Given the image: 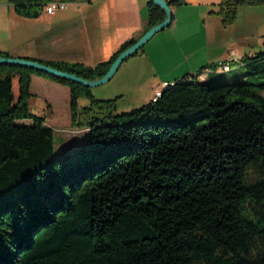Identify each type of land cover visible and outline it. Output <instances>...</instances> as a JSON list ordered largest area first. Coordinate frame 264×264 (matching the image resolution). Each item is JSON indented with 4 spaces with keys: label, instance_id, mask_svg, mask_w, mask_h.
I'll return each instance as SVG.
<instances>
[{
    "label": "trees",
    "instance_id": "trees-1",
    "mask_svg": "<svg viewBox=\"0 0 264 264\" xmlns=\"http://www.w3.org/2000/svg\"><path fill=\"white\" fill-rule=\"evenodd\" d=\"M75 1L9 4L35 19ZM259 5L226 0L211 13L228 27ZM146 9L148 30L164 13ZM137 40L93 67L37 62L95 80ZM241 61L242 82H215L211 64L119 114L80 84L0 65V264H264V50ZM32 75L69 89L70 126L87 133L77 147L55 155L53 128L29 108ZM80 98L90 104L78 110Z\"/></svg>",
    "mask_w": 264,
    "mask_h": 264
},
{
    "label": "crops",
    "instance_id": "crops-1",
    "mask_svg": "<svg viewBox=\"0 0 264 264\" xmlns=\"http://www.w3.org/2000/svg\"><path fill=\"white\" fill-rule=\"evenodd\" d=\"M147 2L148 0H76L52 15H47L42 10L35 19L20 17L13 11L15 16H12L8 26L9 44L4 49L0 48V51L7 53L11 58L93 67L107 61L124 42L139 39L146 32L147 22L146 17L144 19L142 16V11L146 9ZM183 2L180 6L170 7L172 20L163 32L165 34H160L164 35L160 36V40L164 37L176 38L179 25L176 17L179 7L193 9L194 14L204 22L207 18L219 19L211 13L217 8L208 12L201 8L205 7L207 0H183ZM218 22L219 26L215 27V34H219L221 39L220 55L208 61L194 60L196 55L201 53V49L207 48L208 33L205 25L202 31L203 42L199 47L186 46L185 43L188 44L189 40L181 44L177 41L175 42L177 44L172 43L170 46L160 42L147 44L133 55L127 64L125 71L127 77L130 75L133 78V85L130 88L140 93L148 92L149 97L146 101L148 103L156 91L160 92L165 86L173 84L172 82L197 75L201 68L217 62V58L223 57L224 54V59L233 57L237 41H227L224 35L228 28L232 29L237 24L222 27L220 20ZM156 37L158 35L153 39ZM263 45L264 41L256 44L255 48L244 47L243 56H247L245 53H250V57L255 55L260 52ZM176 56L180 58L179 61L176 60ZM240 58L242 57H237V60ZM30 94L28 101L30 111L36 116L43 117L46 126L53 128L55 115L63 113L69 115V123L65 126L71 127L70 92L67 87L50 79L32 75ZM33 107L36 109L33 110ZM59 140L62 144L65 143L62 138Z\"/></svg>",
    "mask_w": 264,
    "mask_h": 264
},
{
    "label": "rangeland",
    "instance_id": "rangeland-1",
    "mask_svg": "<svg viewBox=\"0 0 264 264\" xmlns=\"http://www.w3.org/2000/svg\"><path fill=\"white\" fill-rule=\"evenodd\" d=\"M226 0H207L205 7H201L208 12L213 8H217L218 4ZM192 8V7H189ZM192 10V11H190ZM244 10V11H242ZM59 12V11H58ZM147 13V9H143L142 16L145 19ZM12 16H15L13 13L12 6L9 4V0H0V48L4 49L9 44L8 41V26L10 25V19ZM176 19L179 20L178 30L176 38L168 37L162 38L160 40V35L163 31L156 33L154 36H157L155 39L153 37L145 44L162 43L165 46H170L175 42H183L189 40V43L185 45L191 47H199L203 42V27L206 26L207 29V48L204 50L201 49V53L196 55L197 57L194 60H198L202 62L203 60L208 61L212 57H217L220 55L221 48L219 42L220 35L215 34V27L219 26V19H209L207 18L205 22L199 16L194 14L193 9H188L186 7H179L178 16ZM218 20V21H217ZM237 22V23H236ZM234 22L237 24L232 27V29L228 28L225 32L224 38L227 41H237V48L234 52L233 57L224 59V55L221 58H217V62H214L212 65H217V71L215 73L216 80L215 82H223V83H239L244 80L243 75L247 71L246 67L243 65L242 61H240L243 57V49L244 47L255 48L256 44L262 43L264 41V5H259L255 7H240L238 10V18ZM217 26V27H218ZM165 34V33H163ZM167 37V36H166ZM153 39V41H151ZM151 41V43H150ZM219 42V43H218ZM240 43V44H238ZM177 44V43H175ZM179 45V44H178ZM144 46V47H145ZM185 46V47H186ZM179 48V46H178ZM235 49V48H234ZM264 50V45L260 48V52ZM258 53V52H257ZM248 57H250V53H245ZM237 57H242L240 60H237ZM131 58H127L123 61L118 67L116 73L112 77L110 81L107 83L89 88V91L94 99L96 100H115V114L129 112L133 109H137L146 103L149 93L144 91L143 93L137 92L134 88H130L133 83V78L128 75L125 71L127 68V64ZM232 60L230 65V72H221L224 66L220 67V64H223L225 60ZM176 60L179 61L180 58L176 56ZM208 62H206L207 64ZM159 92V91H158ZM155 94V93H154ZM154 96V95H153ZM90 101L86 98H80L77 100V109L80 110L83 107L89 106ZM35 110L36 108H32ZM35 115V114H34ZM94 116L100 117L102 113L94 109ZM53 121V130L55 132V155H59L63 149H72L80 145L79 142L84 137L87 136V133L81 129H73L72 127L65 126L69 123V115L68 114H56ZM21 124H31L30 120L21 121ZM68 129V130H67ZM63 139L65 143L64 147H62V143L59 139Z\"/></svg>",
    "mask_w": 264,
    "mask_h": 264
},
{
    "label": "water",
    "instance_id": "water-1",
    "mask_svg": "<svg viewBox=\"0 0 264 264\" xmlns=\"http://www.w3.org/2000/svg\"><path fill=\"white\" fill-rule=\"evenodd\" d=\"M151 1L156 7L160 8L164 13V19L162 22L154 25L148 29L133 45L125 49L120 53L114 62L110 65L106 73L99 79L86 80L73 73L64 72L53 67L47 66L37 61L22 59V58H11V57H0V65L19 66L28 68L34 71L43 72L47 75L65 79L76 84H80L85 88H94L103 85L110 81L116 73L120 64L127 58L132 57L136 52L142 49L145 44L158 32L163 31L167 28L172 19V11L167 3V0H148Z\"/></svg>",
    "mask_w": 264,
    "mask_h": 264
},
{
    "label": "built area",
    "instance_id": "built-area-1",
    "mask_svg": "<svg viewBox=\"0 0 264 264\" xmlns=\"http://www.w3.org/2000/svg\"><path fill=\"white\" fill-rule=\"evenodd\" d=\"M68 3H57V2H53L50 3L48 5L45 6V8L43 9V12L47 15H52L54 14L57 10H63L67 7ZM227 61H231L230 59H228ZM224 65H228L227 63H225ZM157 99V91L155 92L154 96L152 97L151 101H156Z\"/></svg>",
    "mask_w": 264,
    "mask_h": 264
},
{
    "label": "bare ground",
    "instance_id": "bare-ground-1",
    "mask_svg": "<svg viewBox=\"0 0 264 264\" xmlns=\"http://www.w3.org/2000/svg\"><path fill=\"white\" fill-rule=\"evenodd\" d=\"M229 70V67L228 65H224L223 67V71H228ZM160 96V92H157V98Z\"/></svg>",
    "mask_w": 264,
    "mask_h": 264
}]
</instances>
